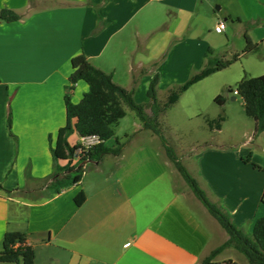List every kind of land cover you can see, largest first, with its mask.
Returning <instances> with one entry per match:
<instances>
[{
    "label": "crops",
    "instance_id": "0c3cea01",
    "mask_svg": "<svg viewBox=\"0 0 264 264\" xmlns=\"http://www.w3.org/2000/svg\"><path fill=\"white\" fill-rule=\"evenodd\" d=\"M6 9L22 18L0 21V251L7 232H22L35 249L36 264H201L229 235L190 187L179 189L174 179L167 184L161 174L154 184L140 183L149 171L136 163L137 155H127V146L117 157L86 163L95 169L77 185L60 193L51 189L53 175L67 163L56 164L53 149L67 121L72 60L85 55L115 80L123 56L129 82L141 75L150 85L158 74L159 88L164 80H186L202 70L209 51L214 53L212 44L233 40L232 26L239 39L247 43L248 34L260 44L256 54L264 63V0H0V12ZM221 20L227 28L217 34ZM169 47L185 51L173 68ZM241 52L235 49L231 55ZM88 91L80 81L71 101L78 104ZM263 134L258 136L260 152L248 149L240 155L244 173L249 175L251 163L263 168L251 170L253 180L262 182L251 199L239 195L234 204L227 203L232 190L221 188L212 174L208 177L210 192L220 196L222 208L246 231L264 216ZM68 140L74 146L81 137L74 132ZM253 141L249 137L245 144ZM108 158L112 167L107 170L101 164ZM219 159L222 167L232 169ZM82 191L87 199L78 206L75 198Z\"/></svg>",
    "mask_w": 264,
    "mask_h": 264
},
{
    "label": "trees",
    "instance_id": "16d2710c",
    "mask_svg": "<svg viewBox=\"0 0 264 264\" xmlns=\"http://www.w3.org/2000/svg\"><path fill=\"white\" fill-rule=\"evenodd\" d=\"M21 18L20 14L12 10L6 9L0 12L1 22H15ZM246 40L245 50L233 55L230 59H219L208 55L205 67L184 84L171 88L165 102L158 99V74L148 87L149 102L138 104L134 98L135 87L128 89L117 85L111 74L95 67L85 55L75 57L72 60L71 86L65 95L67 121L65 126L60 128L56 146L53 149L55 163L57 164L59 161L67 163L64 167L58 168L53 175L54 181L51 185L53 192L60 193L63 189L77 185L86 171V163L101 162L108 155L117 157L122 154L125 144H121L117 140V147L109 148L106 143L116 136V128L119 122L126 117V108H130L137 113L144 128L160 138L168 159L175 165L197 199L229 235V239L213 250L201 264H234L216 261L219 255L227 249L237 251L248 264H264V216L254 222L251 231H246L236 225L222 206L207 196L198 180L190 174L186 166L178 159L176 152L168 146L160 124L161 116L177 104L181 96L192 86L228 69L240 61L242 56L257 53L260 50V44L254 43L248 34ZM80 81H84L88 85L89 91L78 104H75L71 101V94ZM235 91L242 99L246 115L255 121V134L263 133L264 75L250 77L245 73L237 85L227 87L222 94L215 98V102L222 107L225 106L229 95L234 94ZM225 121L226 116L221 115L217 120L209 122L210 127L221 130ZM74 132L78 133L81 138L95 136L99 138L100 143L90 149L83 150L77 158V151L81 148L80 143L71 146L68 140ZM254 167L263 169L257 164H254ZM0 189H3L1 185ZM86 199V194L82 191L76 196L75 201L78 206H81ZM35 261L36 252L28 244V236L22 232H7L3 240V248L0 251V263L36 264Z\"/></svg>",
    "mask_w": 264,
    "mask_h": 264
},
{
    "label": "rangeland",
    "instance_id": "374dc122",
    "mask_svg": "<svg viewBox=\"0 0 264 264\" xmlns=\"http://www.w3.org/2000/svg\"><path fill=\"white\" fill-rule=\"evenodd\" d=\"M228 33L233 37V40L229 44L226 42H223V44H212L215 45L211 47L214 53L209 51V57L224 59L223 57L227 55L230 59L233 50L238 49L241 52L246 48L245 39H239L232 26L229 27ZM223 40L226 41L224 38ZM205 45L208 44H201L200 46L205 47ZM133 46L134 44L126 45L129 49H132ZM171 49L169 47L167 52L171 68H173L172 62L183 57L185 51L178 48ZM110 53L109 50L105 54L108 55ZM124 58L123 56L120 58L119 72L115 76L114 82L122 87L130 85H132L131 88L135 87V101L138 104H144L148 100L147 89L149 81L138 75L137 79H132V82H129L124 70L125 64H123V61H126ZM175 63L178 64L177 62ZM263 68L264 63L259 55L253 53L232 67L211 76L210 79L203 83L192 86L181 96L179 102L160 118L161 131L168 146L176 152L181 163L198 180L201 188L206 191L207 196L219 204L221 202L220 196H214L209 190L208 177L210 174L216 178V181L218 180L221 188L225 187L232 190L231 197L226 199L229 204L236 202L237 197L235 196L248 195L251 199L257 191H260L262 182H259V177L253 180L251 176L254 164H249V175L244 173L245 168L242 166L245 165V162L242 161L240 155L248 149L260 152V146L263 142L258 138L262 133L255 134V128L252 126L253 119L246 115L241 97L236 96V101H230L227 106L223 107L215 102V98L222 94L227 87L237 85L246 72L251 73L254 77H259L260 73L264 71ZM171 73L172 71L169 70L167 76L171 75ZM188 79L178 82L172 79L164 80L157 88L158 99L165 102L169 95V89L184 84ZM224 83H227V86H222ZM234 96V94H230L229 98ZM126 111V117L119 122L116 128V136L108 141L110 142L109 146L117 145L118 140L121 144L127 146L125 150L127 155H137L136 163L143 164L141 168H146L150 174L142 177L139 180L140 183L148 184L152 180L154 184L155 176L161 174L167 179V184L172 183L174 179L172 184L174 182L177 183L179 189L185 186L189 187L170 161H166L168 159H166L167 156L160 138L154 135L152 131L144 128L135 111L130 108H126ZM221 115L226 116V121L223 122L221 130L212 129L209 122L217 120ZM249 137L251 141H254L247 146L245 143ZM221 156L224 160H227V163L231 164L232 169L222 167L224 161L219 159ZM215 159H218V161H214ZM105 162V165L103 163L101 165L107 170L110 169L112 167V159L108 158ZM166 162L171 165H167ZM240 165L242 166L240 167ZM136 167L139 168V165ZM94 169L93 164H88L85 172H92ZM173 170L175 171L174 174H172ZM241 184L244 185L243 188ZM249 205L253 206L252 202ZM251 206H248L247 212H249ZM221 239L220 235L217 236V241ZM217 259L220 260V263L248 264L246 259L233 249L226 250L220 256V259Z\"/></svg>",
    "mask_w": 264,
    "mask_h": 264
},
{
    "label": "built area",
    "instance_id": "2783aa9c",
    "mask_svg": "<svg viewBox=\"0 0 264 264\" xmlns=\"http://www.w3.org/2000/svg\"><path fill=\"white\" fill-rule=\"evenodd\" d=\"M227 24L224 21H219L217 25L215 26V32L217 34H223L226 31ZM235 96H238V92H234ZM100 143L99 138L92 136V137H86V138H81L80 146L81 148L77 151V158L78 155L82 153L83 150H87L92 148L95 145H98Z\"/></svg>",
    "mask_w": 264,
    "mask_h": 264
},
{
    "label": "water",
    "instance_id": "95a60500",
    "mask_svg": "<svg viewBox=\"0 0 264 264\" xmlns=\"http://www.w3.org/2000/svg\"><path fill=\"white\" fill-rule=\"evenodd\" d=\"M232 100L235 101L236 100V96L232 97Z\"/></svg>",
    "mask_w": 264,
    "mask_h": 264
}]
</instances>
